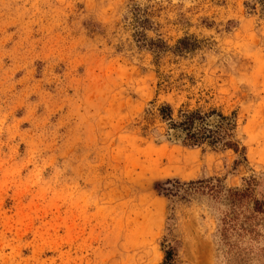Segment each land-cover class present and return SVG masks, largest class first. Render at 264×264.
<instances>
[{
    "label": "rangeland",
    "instance_id": "obj_1",
    "mask_svg": "<svg viewBox=\"0 0 264 264\" xmlns=\"http://www.w3.org/2000/svg\"><path fill=\"white\" fill-rule=\"evenodd\" d=\"M169 246L264 264V0H0V264Z\"/></svg>",
    "mask_w": 264,
    "mask_h": 264
},
{
    "label": "trees",
    "instance_id": "obj_2",
    "mask_svg": "<svg viewBox=\"0 0 264 264\" xmlns=\"http://www.w3.org/2000/svg\"><path fill=\"white\" fill-rule=\"evenodd\" d=\"M169 111L170 113V109L168 108H163L162 109V116L164 117V119H169L168 118L170 116L169 113H167ZM195 115H192L191 117H189L187 119V121L185 122V126H186V130H188L190 132V129L193 127V124L195 122ZM215 135H218V132L215 134ZM205 138H209V137H204V136H201L200 134L196 135V133L194 134H190L189 137H188V142H190L191 145H198L199 143H202L203 141H205L206 139ZM215 141H211V144H218L220 143L223 139L222 137H218V138H215L214 139ZM167 184H172L170 181H168ZM162 190L165 192V194L167 196H171L172 195V191L169 189V188H162ZM174 250L172 247H168V249L165 251V260H164V263L163 264H174Z\"/></svg>",
    "mask_w": 264,
    "mask_h": 264
}]
</instances>
